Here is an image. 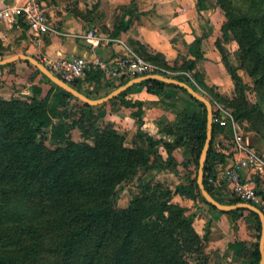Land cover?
<instances>
[{
    "label": "trees",
    "instance_id": "16d2710c",
    "mask_svg": "<svg viewBox=\"0 0 264 264\" xmlns=\"http://www.w3.org/2000/svg\"><path fill=\"white\" fill-rule=\"evenodd\" d=\"M216 3L226 17L225 32L226 29L231 31L239 44L246 69L264 85V0H216ZM210 6V0H197L198 10ZM136 10L135 5L129 15L136 14ZM127 15L113 25L112 36H118L127 28L130 23ZM176 40L173 38L172 42ZM218 42L219 38L217 47ZM196 43L197 52L192 51L195 57L187 59L191 60L187 65L191 69L198 59L204 58L200 38L187 45L195 48ZM135 48L146 59L169 67L168 63L152 56L144 45L138 43ZM227 70L238 84L240 76L237 72ZM37 71L41 73L39 69ZM42 76L52 85L45 97L41 96L43 89L37 84L32 85L30 102L0 97V264H194L185 254L195 249L190 243L191 238L199 239L193 228L195 212L187 215L186 208L172 202L171 198L144 197L124 209L116 206L125 182L134 178L142 167L157 166L156 158L161 157L151 137H147L149 146L143 147V155L138 147L127 146L125 134L110 122L96 137L94 145L73 141L70 134L74 124L70 121L76 111L63 114V107L69 104V100L79 99L51 82L46 75ZM173 77L185 80L180 75ZM130 78H123L118 85ZM83 79L99 81L102 74L88 72ZM81 82L82 79H77L71 84L86 93ZM138 84L146 85L149 92L173 86L190 95L182 87L159 80ZM54 87L62 93L59 106L50 102ZM128 90L116 98L125 106L137 108L135 115L141 128L143 102L127 99ZM214 96L220 101L225 98L218 92ZM195 100L203 107L198 126L189 119L187 127L175 132L174 140L167 145V152L168 160H173L172 149L190 145L196 155L197 182L199 157L206 139L207 111L204 103ZM218 128L225 131V128L214 125L204 182L216 199L226 202L217 194L219 189L214 190L208 184L215 162L226 160L221 152L213 149ZM87 130L83 128L84 133H88ZM47 138L59 145L55 148L48 146ZM151 154H155L152 164ZM186 187L187 184L178 185L183 193ZM199 195L210 208L218 210L206 201L200 190ZM227 201L236 203L242 200L231 197ZM243 210L228 212L235 228ZM249 211L256 218L258 234L245 264H260L261 221L256 212ZM151 218L155 219L154 225L149 223ZM230 247L245 250L242 242Z\"/></svg>",
    "mask_w": 264,
    "mask_h": 264
},
{
    "label": "crops",
    "instance_id": "0c3cea01",
    "mask_svg": "<svg viewBox=\"0 0 264 264\" xmlns=\"http://www.w3.org/2000/svg\"><path fill=\"white\" fill-rule=\"evenodd\" d=\"M27 0H0V9L6 6H17ZM64 1L60 0L56 5L54 2L42 0L49 19L50 29L35 36L23 18L0 19V59L15 53L24 52L39 59H54L75 55H87L91 58L101 57L113 60L118 56L135 51L136 44L144 45L156 59L168 64H173L177 60H184L189 52L179 48L181 43L192 44L196 38L202 40L201 51L204 58L201 65L204 69V82L209 86H216L221 94L230 95L234 91V83L226 66L221 62V55L217 48L216 41L220 37L218 28L219 16L215 12V7L210 6L204 10H198L197 0H108L111 10L136 5V14L127 15L130 23L118 36H112L113 25L118 23L116 17H109L105 20L103 29L98 31L95 28L94 19H87L82 13H75L64 7ZM79 0V4L93 5L97 0ZM90 6V5H89ZM91 7V6H90ZM201 14H207V26L202 29ZM93 31L95 37H88V33ZM176 38L173 43L172 39ZM85 40L90 45H85L81 41ZM180 46V45H179ZM184 47V46H181ZM193 58L187 55L186 59ZM7 83L4 87L1 85ZM82 89L100 90V82L96 80L82 79ZM37 84L42 87V97H45L51 84L42 80L41 73L37 69L25 62L16 60L10 64L0 67V90L9 88H22L21 92L31 93V85ZM3 91V90H2ZM86 92V91H85ZM87 93V92H86ZM108 92H106L107 94ZM105 95V94H104ZM62 93L57 87L53 88L50 102L59 106ZM126 98L132 101L143 102V124L140 128L135 112L136 107L125 106L118 98H113L103 104L98 105L103 112H107L108 121H112L117 130L130 121L132 126L124 131L125 138L132 129L137 134L143 133V146H149L148 136L154 142L158 150V156L167 158L163 150L167 152V145L174 140L175 132L178 129L187 127L189 119L198 126L199 120L203 116V107L191 97L187 92L178 87L166 86L157 92H149L144 84H135L126 92ZM57 121V119H55ZM119 131V130H118ZM197 131V130H195ZM220 136V135H219ZM146 143H145V141ZM229 137H217L213 142L214 151H218L226 159L230 155ZM145 143V144H144ZM217 148V149H215ZM184 153L187 150L185 145L175 147L172 156L178 154L180 150ZM187 155V154H186ZM188 156V155H187ZM155 154H151L150 164L154 161ZM177 158V157H176ZM226 162V160H223ZM163 162V161H162ZM178 162H182L180 158ZM217 172L221 169L215 165ZM157 167H149L143 170V176H151ZM219 169V170H218ZM149 179V178H148ZM219 196L227 201L231 195L223 188H219ZM181 205H188L186 199L177 196ZM210 217L209 245L207 248L222 249L229 254V264H245L244 252L238 248H231L237 242L248 245L246 239H234V220L228 212L221 210L210 211L209 206L200 203V208ZM242 222V218L239 220ZM240 223H238L240 225ZM219 230V232H216Z\"/></svg>",
    "mask_w": 264,
    "mask_h": 264
},
{
    "label": "rangeland",
    "instance_id": "374dc122",
    "mask_svg": "<svg viewBox=\"0 0 264 264\" xmlns=\"http://www.w3.org/2000/svg\"><path fill=\"white\" fill-rule=\"evenodd\" d=\"M46 1L54 2L56 5H58L57 3L60 0ZM90 2L92 1L90 0ZM90 2L86 3V5H83L79 4V0H65L63 5L71 12L82 13L87 19L93 20V17L95 15L97 17L98 15V19L94 20L95 28H97L98 31L103 29L102 27L105 20H107V18L110 16L112 18L116 17L119 19L120 16H123L124 14L129 15L131 14L130 11L135 10V4H131L126 8L121 7L116 8V10H111L108 0H97V2L93 3V5H91ZM210 3L212 7H215V12L219 16L217 26L220 31V37L217 48L221 55V62L227 67V69L230 68L234 70L240 76L238 84H236L232 79L230 71L228 70V73L234 83V91L230 95L221 94L216 86L207 85L203 80L204 69L201 65L202 59L197 60V63L193 69L187 67L191 60H187L188 58L186 59V57L187 55H192L193 58L195 57L192 51L197 52L198 44H194L195 48L190 47L186 43H182L181 37L178 38V40L181 42L179 43L180 46L178 45V47L181 49L183 48L189 53L185 56L181 54L180 56L185 57V59L182 61L177 60L173 64H169L168 68L173 71L172 73L180 75L189 83L194 84L200 92L206 94L210 98H215V92L224 95L225 98H223L221 102L230 108L233 117L240 125V129L245 140L254 148H257L260 152H264V85L261 82H257L256 77L250 74L246 69V60L243 58L239 44L234 34L231 31H227V29L225 32L224 23L226 17L223 10L220 8L219 4L216 3V0H210ZM199 19L201 20L202 29H205L207 26V14H201ZM104 26H106V24H104ZM135 52L140 53L137 50H135ZM186 73H189L190 76H188ZM42 74L43 73L41 72V75ZM42 80L50 84L47 79L43 78V76ZM99 82L101 85L100 90L85 89L87 92L86 94L94 98L103 96L106 94V92H109L115 88L121 81L114 78L104 79L103 81L99 79ZM6 84L3 83L1 85L4 87ZM2 90H0V97L6 99L18 98L30 102L33 95L32 85L30 94L25 91L21 92L22 88L14 89L12 87ZM76 101L81 100H76L74 98L69 100V104L66 107H63V114L69 110L76 111V116H71L72 120L70 121L72 124H74V128L72 127L70 134L71 138L77 143L94 145L95 139L98 135H100L101 130L105 129L109 122L113 125L114 123L112 121H108L106 114L107 112L99 110L100 108H98V105L85 106L82 104L84 102L81 101L80 103H77ZM131 126V122L128 121L127 125L121 126L118 130L119 132L124 133V131L127 130V128H131ZM83 128L84 130L88 129V133H84ZM132 129H129L130 131L127 134L126 144L130 147H138L137 149H140L139 151L141 155H143V147L147 148L145 144L146 141L144 140L145 145L143 146L142 133L138 132L135 134L132 132ZM222 132L223 130L218 128L215 135H217L219 138ZM46 144L52 148H55L59 145V143L55 142L51 138L46 139ZM194 145L196 146V141ZM186 147V152L184 153V151L181 149V157L178 154L176 156L177 158L173 156V160H168V157L166 159L159 157L156 158V162L158 163L156 166L157 169L151 176H143V172L145 173L147 171L143 170L142 167L134 178L124 183L122 191L120 192L117 199L116 206L119 209H124L129 207L137 199L143 200L144 197L157 200H167L171 198L172 202L178 204H180V199L178 200L176 198L177 196L185 198L186 202L189 203V206H182L186 208L187 215H190L193 212L196 213L193 228L199 236V239L191 238L190 243L193 244L195 249L193 251L187 252L185 254L186 258L194 264H229V262H231L229 260L230 255L225 253L224 250L219 248L210 250L207 248L209 245L211 218L208 217L203 212V210L199 209L200 203L205 205L208 204L201 199L199 195L200 189L197 182L195 181L197 170L195 152H192L190 145ZM174 150L175 148L172 149V153H174ZM163 152L166 156L168 155V152H166L165 149ZM179 158L182 160L180 163L178 162ZM183 184H187V187L184 190L185 193H183V189L180 190L178 188V185ZM217 194L219 195V190H217ZM209 210L215 211L210 207ZM243 211L244 212L241 214V217L237 220V227L235 228L234 226V234L232 236L237 240L242 238L246 239L248 245L245 247L243 252L245 259H248V255L253 250V243L256 241L258 231L256 229V218L249 210L245 209ZM241 218L242 222L240 223L239 220ZM149 223L154 225L155 219L151 218ZM238 223H240V225ZM216 232H219V230Z\"/></svg>",
    "mask_w": 264,
    "mask_h": 264
},
{
    "label": "built area",
    "instance_id": "2783aa9c",
    "mask_svg": "<svg viewBox=\"0 0 264 264\" xmlns=\"http://www.w3.org/2000/svg\"><path fill=\"white\" fill-rule=\"evenodd\" d=\"M19 17L27 22L30 31L37 37L50 29L42 0H27L21 5L0 9V19ZM87 36L95 37V34L90 31ZM40 60L54 74L68 83L83 79L88 72L93 71H99L102 74V81L114 78L122 80L149 73L176 75L166 66L150 61L135 51L122 54L113 60L101 57L91 58L87 55ZM186 74L190 76L189 73ZM210 99L213 103V123L225 128L221 137L224 139L229 137L231 151L226 162L222 160L215 162L221 169H218V173L214 166V173L208 176V184L214 190L221 187L231 197L253 203L264 211V152H260L245 140L240 125L229 107L216 98Z\"/></svg>",
    "mask_w": 264,
    "mask_h": 264
},
{
    "label": "water",
    "instance_id": "95a60500",
    "mask_svg": "<svg viewBox=\"0 0 264 264\" xmlns=\"http://www.w3.org/2000/svg\"><path fill=\"white\" fill-rule=\"evenodd\" d=\"M81 42L84 43L85 45H90L85 40H82ZM16 60L28 61L33 66L38 68L44 75H46L53 83L63 88L67 92L73 94L76 98H78L82 102L87 103L91 106L103 104L113 98L118 97L122 92L126 91L131 86L141 83L143 81H148V80H159L167 84H173V85L182 87L186 89L192 97L204 103L206 111H207L206 139H205V143L203 145V148L201 150L200 157H199L197 184L199 186V189L202 195L206 199V201H208L210 204H212L217 209L221 211H225V212H231L235 209L244 208V209L254 211L259 215L260 221H261V236H260V242H259V247H260V252H261L260 264H264V211L259 206L253 203L247 202V201H239L236 203L221 202L212 195V193L206 187L205 182H204L205 166L208 160L209 149L211 146V142L213 139V132H214L213 103L209 97H207L204 93L200 92L191 83H189L186 80H181L179 78L160 74V73H149V74H143V75L131 77L126 82L121 83L120 85L113 88L107 94L94 98V97L87 95L83 91L78 90L71 83L66 82L64 79L54 74L50 70V68L46 64H44L39 58L33 55H30V54L24 53V52L15 53L10 56L1 58L0 67L3 65H7Z\"/></svg>",
    "mask_w": 264,
    "mask_h": 264
}]
</instances>
